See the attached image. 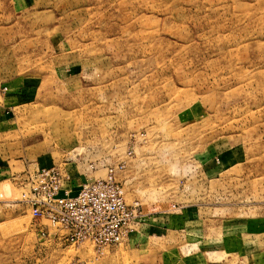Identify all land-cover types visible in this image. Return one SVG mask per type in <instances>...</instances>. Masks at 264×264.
Returning a JSON list of instances; mask_svg holds the SVG:
<instances>
[{"label": "rangeland", "instance_id": "rangeland-1", "mask_svg": "<svg viewBox=\"0 0 264 264\" xmlns=\"http://www.w3.org/2000/svg\"><path fill=\"white\" fill-rule=\"evenodd\" d=\"M0 84V264H264V0H0ZM49 164L118 166L139 231L63 241Z\"/></svg>", "mask_w": 264, "mask_h": 264}, {"label": "built area", "instance_id": "built-area-1", "mask_svg": "<svg viewBox=\"0 0 264 264\" xmlns=\"http://www.w3.org/2000/svg\"><path fill=\"white\" fill-rule=\"evenodd\" d=\"M117 167L106 166L100 178L85 177L75 190L69 174L57 165L26 171L29 190L25 201L31 216L59 228L62 240L68 244L90 241L96 251L102 252L122 242L138 227L139 207L136 201H126L122 183L116 177Z\"/></svg>", "mask_w": 264, "mask_h": 264}, {"label": "crops", "instance_id": "crops-1", "mask_svg": "<svg viewBox=\"0 0 264 264\" xmlns=\"http://www.w3.org/2000/svg\"><path fill=\"white\" fill-rule=\"evenodd\" d=\"M0 85H1V84H0ZM2 85H5V84H2ZM6 88H7V86H6ZM0 91H1V90H0ZM0 95H1V101H0V138H2V137H4L5 133H6V134L8 133V132L6 131L8 126H7L6 129H5V126H6V123H5V122H7V118H8V113L5 112V108L8 107V105H9V103H10L9 99H10V98L12 99V97H11V93L8 91V88H7L6 90H4L2 93H0ZM50 165H53V164H49V165H39V166H50ZM69 178H70V179H72V178L74 179V176H72V175L69 173ZM70 181H71V180H70ZM72 181H74V180H72ZM72 181H71V182H72ZM71 182H70V183H71ZM79 183H80V182H79ZM79 183H77L76 181H74V183H71L73 190H75V189L79 186ZM183 214H184V218L189 217V215H188V216L186 215L185 210H184V212L181 214V216H182ZM190 215L195 216V214H193V213H191ZM137 231H139V230H135V232H133L132 235L136 234ZM132 235H131V236H132Z\"/></svg>", "mask_w": 264, "mask_h": 264}]
</instances>
